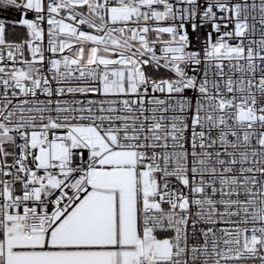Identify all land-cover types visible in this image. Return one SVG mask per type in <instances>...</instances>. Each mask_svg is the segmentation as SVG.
Here are the masks:
<instances>
[{"label":"snow or ice","instance_id":"6c2138e0","mask_svg":"<svg viewBox=\"0 0 264 264\" xmlns=\"http://www.w3.org/2000/svg\"><path fill=\"white\" fill-rule=\"evenodd\" d=\"M0 264H264V0H0Z\"/></svg>","mask_w":264,"mask_h":264}]
</instances>
